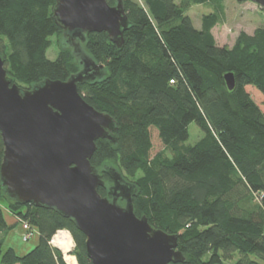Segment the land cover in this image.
Instances as JSON below:
<instances>
[{
	"label": "trees",
	"instance_id": "1",
	"mask_svg": "<svg viewBox=\"0 0 264 264\" xmlns=\"http://www.w3.org/2000/svg\"><path fill=\"white\" fill-rule=\"evenodd\" d=\"M55 3L0 0V53L9 78L23 88L48 78L66 80L81 67L69 45L60 46L56 59L47 56L51 37L63 34L53 18ZM124 3L130 26L123 46L105 31L88 32L84 48L106 73L78 87L117 124V141L98 139L91 158L105 180L100 194L111 197V167L135 183V213L178 235L185 260L173 264L222 263L235 252V264H264V111L246 90L252 85L264 94V27L241 31L232 46H221L213 28L223 21V0ZM194 4L214 8L203 15L201 28L187 14ZM229 72L233 89L225 81ZM192 122L203 131L193 145L186 144ZM151 127L164 145L154 155ZM3 156L0 132V234L26 221L38 229V241L19 253L0 238V264H67L51 244L63 228L74 237L79 264H93L86 236L70 218L8 197L1 182ZM5 210L15 223L7 221Z\"/></svg>",
	"mask_w": 264,
	"mask_h": 264
},
{
	"label": "water",
	"instance_id": "2",
	"mask_svg": "<svg viewBox=\"0 0 264 264\" xmlns=\"http://www.w3.org/2000/svg\"><path fill=\"white\" fill-rule=\"evenodd\" d=\"M53 18L79 54L80 69L68 79H45L31 88L13 83L0 53V132L4 143L1 182L8 197L20 203L55 209L86 236L93 264H173L185 260L178 235L152 226L134 210L135 183L114 167L111 197L102 196L105 180L91 163L96 141H117L109 113L88 103L78 87L105 76L81 43L88 32H107L119 48L130 26L124 0H55ZM264 9V0H250ZM77 53V54H76ZM78 56V55H77ZM229 89L234 73L225 74ZM123 199L125 205L119 204Z\"/></svg>",
	"mask_w": 264,
	"mask_h": 264
},
{
	"label": "rangeland",
	"instance_id": "3",
	"mask_svg": "<svg viewBox=\"0 0 264 264\" xmlns=\"http://www.w3.org/2000/svg\"><path fill=\"white\" fill-rule=\"evenodd\" d=\"M175 1L180 2L181 0ZM223 3L225 5V15L223 16V21L218 23L213 28L214 36L219 45L232 46L236 40V37L241 31H246L252 34L256 28L260 26L264 27V9L256 2L250 0H223ZM213 11L214 8L211 5L194 4L187 10V14L192 18L194 26L196 28H201L203 15ZM51 38L53 40V43L47 50V56L50 59L57 58L61 45H69L72 50L74 48L72 44L68 42V38L63 34L60 38H58V36L56 35L52 36ZM80 47L82 49V52H86L84 48V43H81ZM77 55L76 57L80 62L81 57L79 56V54ZM246 90L249 92L254 101L264 111V94L252 85H247ZM150 130L153 143L152 155H154L155 153L160 151L164 147V145L161 141L158 130L155 127H151ZM189 132L190 136L189 139L186 141V144H195L203 135V131L196 122H192L189 125ZM255 201H258V199L255 198ZM118 202L122 206L125 205L124 201L121 202L120 200H118ZM5 216L10 224L15 223L17 221V218L13 215V213L8 210H5ZM33 231L34 235H32L30 239L24 240V225L20 221L15 226L5 231V233H3L2 235L0 234V238L4 240L6 246H13L19 253H25L31 250L38 241V229L33 227ZM73 254L75 253L73 252ZM239 256L240 253L235 252L233 257L224 259L222 263L216 264H235ZM208 258L209 255H206L205 259ZM66 259L70 262H74L73 256H67Z\"/></svg>",
	"mask_w": 264,
	"mask_h": 264
},
{
	"label": "built area",
	"instance_id": "4",
	"mask_svg": "<svg viewBox=\"0 0 264 264\" xmlns=\"http://www.w3.org/2000/svg\"><path fill=\"white\" fill-rule=\"evenodd\" d=\"M171 82H173V80H171ZM21 223L24 225L23 239L24 240H28V239L31 238L32 235H34L33 227L29 223H27L26 221H21ZM63 232L69 233L70 237L72 239V241H71L72 243H71L70 249H68V251H66V252L69 255L74 257V262H70L69 260H67L65 258V253L66 252L64 251V248L60 245L61 243L60 242H54V237H57V240H58V237ZM71 234L72 233L68 229H58L56 234H54L53 238L51 239V244H53L54 247H57L58 249H61L63 251L62 252L63 253V257H64V259H65L67 264H79L76 255L73 254L76 244H75L74 238H73V236Z\"/></svg>",
	"mask_w": 264,
	"mask_h": 264
},
{
	"label": "bare ground",
	"instance_id": "5",
	"mask_svg": "<svg viewBox=\"0 0 264 264\" xmlns=\"http://www.w3.org/2000/svg\"><path fill=\"white\" fill-rule=\"evenodd\" d=\"M72 239L70 237V234L69 233H66V232H63L60 234V236L58 237V240H57V237H54V242H60L61 246L64 248V251H68V249H70V246H71V242ZM67 256H71L69 255L67 252L65 253V258Z\"/></svg>",
	"mask_w": 264,
	"mask_h": 264
},
{
	"label": "crops",
	"instance_id": "6",
	"mask_svg": "<svg viewBox=\"0 0 264 264\" xmlns=\"http://www.w3.org/2000/svg\"><path fill=\"white\" fill-rule=\"evenodd\" d=\"M14 215V214H13ZM15 216V215H14ZM16 217V216H15Z\"/></svg>",
	"mask_w": 264,
	"mask_h": 264
}]
</instances>
